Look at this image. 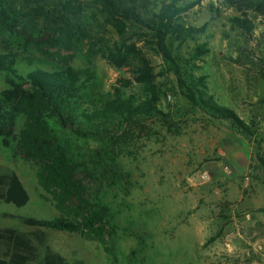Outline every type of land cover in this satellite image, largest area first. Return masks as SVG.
Masks as SVG:
<instances>
[{
	"label": "rangeland",
	"instance_id": "374dc122",
	"mask_svg": "<svg viewBox=\"0 0 264 264\" xmlns=\"http://www.w3.org/2000/svg\"><path fill=\"white\" fill-rule=\"evenodd\" d=\"M4 2L32 20L18 34L0 39V53H15L19 73L67 63L93 71L104 93L131 79L129 67H117L104 56L121 39L95 0H77L68 9L61 0ZM58 17L67 23L63 38L68 47L39 48L54 32L55 21L64 26ZM234 17L247 21L250 31ZM183 19L189 25L205 24V30L180 48L170 39L173 53L187 60L197 45L207 48L197 59L185 61L183 72L204 75L214 100L245 121L256 116L255 140L191 107L179 93L175 76L165 71L160 55L146 42L147 30L129 23L125 39L129 37L149 59L156 83L165 91L159 108L171 122L147 121L133 128L132 140L120 145L118 163L130 175L128 192L106 187L102 193L117 226L112 239L100 242L45 229V244L70 264H128L133 249L142 264H264V162L256 155L257 146L264 155V10L200 0ZM5 87L0 75V91ZM124 91L137 92L139 86L133 82ZM52 125L72 146H99ZM4 170L18 175L29 201L21 207L0 202V227L31 231L35 228L22 224L19 217L51 218L59 213L37 183L35 165L18 153L12 156L0 143V171Z\"/></svg>",
	"mask_w": 264,
	"mask_h": 264
},
{
	"label": "trees",
	"instance_id": "16d2710c",
	"mask_svg": "<svg viewBox=\"0 0 264 264\" xmlns=\"http://www.w3.org/2000/svg\"><path fill=\"white\" fill-rule=\"evenodd\" d=\"M4 1L0 0L1 40H5L6 34H18L32 21L20 16ZM76 1L61 0L65 9ZM95 1L121 39L104 56L117 67H129L132 76L123 79L112 92L104 93L97 76L89 69L66 63L53 69L37 67L22 74L15 66V53H0V75L6 85L0 91V143L12 156L18 153L35 165L37 183L50 195L59 212L51 218L19 217L22 224L35 228L31 231L0 227V264H70L45 244V229L75 232L100 242L114 237L117 226L110 207L102 200V193L106 187L128 192L130 175L118 163L120 145L132 140L133 128L143 127L147 121L171 122L170 116L159 108L165 91L156 83L149 59L135 42L129 37L125 39L129 23L147 30L146 42L160 55L165 71L175 76L179 93L191 107L255 140L256 116L245 121L233 109L214 100L207 91L204 75L196 77L183 72L185 61L191 62L207 52L205 44L194 47L187 60L180 52L174 54L169 45L172 39L180 48L205 30V24L189 25L183 19V14L200 0ZM225 1L238 10H264V0ZM151 4L155 9H149ZM232 20L250 31L247 21L239 17ZM63 24L55 21L54 32L39 48L68 47L67 39L63 38L67 23L63 21ZM133 82L138 84L139 91L126 93L124 87ZM52 124L99 146L88 149L72 146L55 133ZM259 150L257 146V159L264 162ZM28 201V192L18 175L12 170L0 171V202L21 207ZM127 258L128 264H142L134 249Z\"/></svg>",
	"mask_w": 264,
	"mask_h": 264
}]
</instances>
